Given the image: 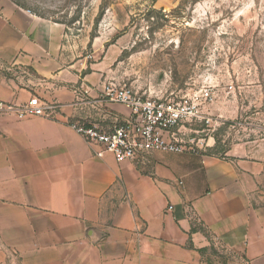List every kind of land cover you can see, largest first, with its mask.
<instances>
[{
  "label": "crops",
  "instance_id": "1",
  "mask_svg": "<svg viewBox=\"0 0 264 264\" xmlns=\"http://www.w3.org/2000/svg\"><path fill=\"white\" fill-rule=\"evenodd\" d=\"M0 66V103L60 107L53 118L0 111V264H264V140L226 158L206 154L213 138L199 153L99 156L70 124L131 116L103 99L107 68L12 0H0Z\"/></svg>",
  "mask_w": 264,
  "mask_h": 264
},
{
  "label": "rangeland",
  "instance_id": "2",
  "mask_svg": "<svg viewBox=\"0 0 264 264\" xmlns=\"http://www.w3.org/2000/svg\"><path fill=\"white\" fill-rule=\"evenodd\" d=\"M15 1L63 24L86 65L107 68L101 84L164 99L210 88L215 120L187 126L188 140L213 138L206 154L264 140V0Z\"/></svg>",
  "mask_w": 264,
  "mask_h": 264
},
{
  "label": "built area",
  "instance_id": "3",
  "mask_svg": "<svg viewBox=\"0 0 264 264\" xmlns=\"http://www.w3.org/2000/svg\"><path fill=\"white\" fill-rule=\"evenodd\" d=\"M102 97L108 103L119 104L128 109L131 113L129 119H116L111 124L84 121L70 124V128L87 143L102 147L103 152L99 156L110 152L119 162L137 161L143 155L157 151L199 153L204 140L199 139L197 143L196 139L186 140L181 128L194 121L208 125L213 121L203 111L215 99L210 88L203 89L194 96L146 98L126 85L107 82L103 86ZM59 108L58 105L46 103L35 96L21 105L0 103V111L14 113L20 120L29 117L53 118L58 114ZM168 210L172 211L173 207L170 206Z\"/></svg>",
  "mask_w": 264,
  "mask_h": 264
},
{
  "label": "trees",
  "instance_id": "4",
  "mask_svg": "<svg viewBox=\"0 0 264 264\" xmlns=\"http://www.w3.org/2000/svg\"><path fill=\"white\" fill-rule=\"evenodd\" d=\"M14 3H16L17 5H19L15 0H12ZM203 251H205V250H202L201 252H203Z\"/></svg>",
  "mask_w": 264,
  "mask_h": 264
}]
</instances>
